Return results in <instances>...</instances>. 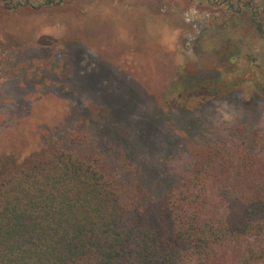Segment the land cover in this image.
I'll use <instances>...</instances> for the list:
<instances>
[{"label": "rangeland", "instance_id": "374dc122", "mask_svg": "<svg viewBox=\"0 0 264 264\" xmlns=\"http://www.w3.org/2000/svg\"><path fill=\"white\" fill-rule=\"evenodd\" d=\"M44 2L0 0V164L83 130L77 147L101 169L164 188L197 147L264 140V37L250 23L264 0ZM226 46L243 51L239 87L171 106L179 74L196 90L224 77Z\"/></svg>", "mask_w": 264, "mask_h": 264}, {"label": "trees", "instance_id": "16d2710c", "mask_svg": "<svg viewBox=\"0 0 264 264\" xmlns=\"http://www.w3.org/2000/svg\"><path fill=\"white\" fill-rule=\"evenodd\" d=\"M250 23L264 37L258 12ZM229 50H216L226 57L222 79L196 90L174 78L170 105L236 90L241 80L230 76L243 51ZM85 135L2 160L0 264H264V140L197 147L205 153L191 152L184 168L161 174L167 186L150 188L142 175L129 181L101 169L93 151L77 147Z\"/></svg>", "mask_w": 264, "mask_h": 264}]
</instances>
